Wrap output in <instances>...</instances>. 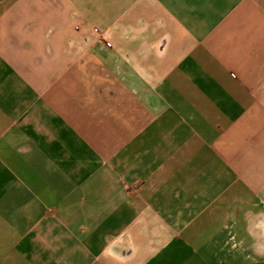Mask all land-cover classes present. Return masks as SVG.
I'll return each mask as SVG.
<instances>
[{
	"label": "crops",
	"instance_id": "obj_1",
	"mask_svg": "<svg viewBox=\"0 0 264 264\" xmlns=\"http://www.w3.org/2000/svg\"><path fill=\"white\" fill-rule=\"evenodd\" d=\"M0 264H264V0H0Z\"/></svg>",
	"mask_w": 264,
	"mask_h": 264
}]
</instances>
